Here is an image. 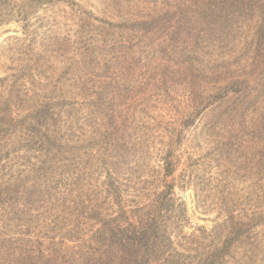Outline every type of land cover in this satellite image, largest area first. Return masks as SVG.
Segmentation results:
<instances>
[{
	"label": "trees",
	"instance_id": "obj_1",
	"mask_svg": "<svg viewBox=\"0 0 264 264\" xmlns=\"http://www.w3.org/2000/svg\"><path fill=\"white\" fill-rule=\"evenodd\" d=\"M179 1L176 7H170L169 0L149 1V18L127 19L120 12L111 15L121 21L120 25H109L113 33H97L106 29L97 26L94 14L85 10L86 0H0V26L6 19L18 18L26 22L27 35L10 40L4 52V75L5 64L0 61V264H256L255 253L264 249V194L244 220L231 217L212 229L192 225L186 200L178 194V190L182 193L188 188L183 172L177 174L182 165L176 150L183 136L180 131L175 134L164 128L158 135V143L169 136L165 145L169 148L161 159L162 166L154 172L157 178L151 177L149 183L139 181L131 191L112 179L108 185L102 181L103 172L112 177L129 166L118 157V134L129 137L131 130L123 129L124 124L144 126V117L135 122L127 111L121 120L118 116L119 58L108 59V53L116 49L110 47L149 39L153 61L161 63L162 53L166 56L168 52L172 68L153 78L159 80L168 74L180 79L188 68L177 69L181 63L175 62L174 52L180 48L182 57L196 55V64L202 51L210 49L217 54L218 49L228 48L230 33L223 34V24L229 20L235 28L241 25L243 36L234 47L248 53L245 61L249 65L230 76L228 70L233 69H227L226 64L229 54L214 56L211 51L205 59L212 70L207 76H214L218 66L227 86L215 85V90L229 88L239 93L244 109L253 110L264 103V0ZM105 4L116 10L114 0ZM19 5L30 10L23 13ZM192 6H196L197 17L185 15L191 27L188 32L194 33L200 24L212 27L213 34L201 38L202 46L194 44L186 51L169 39L183 44L184 31L178 28L183 27V14L192 11ZM42 7L50 21L38 18L28 34L30 14ZM61 16L73 21L74 34L68 36L59 30ZM173 30L174 38H170ZM107 34L112 37L111 41L107 37L103 40L107 49L96 52L94 45ZM104 54L103 62L100 58ZM122 54L127 59V53ZM59 59L70 63L61 76L56 64ZM15 60L25 61L26 66L14 69L8 62ZM87 63L96 64V69L90 70ZM204 68H194L192 74L202 77ZM103 72L114 75L104 82L92 79L91 74ZM158 85L150 87V92L160 90ZM64 93L68 97H63ZM216 95L205 110L224 102L222 95L221 101H214ZM150 96L149 132L154 136L157 128L151 121L156 122L160 115L151 117L150 112L157 107L152 101L159 97ZM143 115L147 116L146 112ZM157 122L164 125L161 117ZM194 123L192 119L185 126L191 128ZM143 131L140 143L147 136ZM141 184L145 186L139 188ZM197 198L201 209L205 205Z\"/></svg>",
	"mask_w": 264,
	"mask_h": 264
},
{
	"label": "rangeland",
	"instance_id": "obj_2",
	"mask_svg": "<svg viewBox=\"0 0 264 264\" xmlns=\"http://www.w3.org/2000/svg\"><path fill=\"white\" fill-rule=\"evenodd\" d=\"M149 1L163 3L167 0H114V5L117 3L116 10L112 9V7L108 8L105 4L106 0H86L84 5L85 10L93 13L94 17H96L97 22L95 21L94 23L106 29L97 30V33H113L109 25L115 27L120 25L119 23L121 22L119 19H112L113 15H118L120 12L127 19H140L147 16L149 18ZM179 2V0H169L170 7H176ZM18 7L23 13L30 10L21 5ZM194 7L196 6L190 7L192 11H187L183 14L185 17L183 27L181 25L178 28V30L184 31L185 38L183 39L185 40H183V44L181 41L174 42L169 39L171 44L183 47L184 50L192 48L194 44L201 45L203 42L201 38L205 37L207 33L211 34L213 31L212 27L207 28V26L203 27L199 24L194 33L188 32L191 27L187 23L186 16L190 18L197 17ZM38 18L44 19L45 22L50 21L49 13L43 7L35 13H31L28 20L29 25L27 26V29L31 26L29 32H27L28 34L33 30V23H36ZM98 20L106 23V25L100 24ZM201 20L203 21V18ZM57 21L61 23L59 30L68 36L74 34L73 21L66 20L62 16ZM228 21L223 24V32H225L223 34L227 36L230 33L229 38L224 36L229 42L228 48L224 50L218 49L217 54L213 50L206 49L201 52L196 64L193 61L196 55L182 57L180 48L174 52L175 62L181 63L177 66V69L179 66L188 68L187 73L180 79L169 78L168 74H165L164 78L159 80L153 78L159 74V71L162 73L165 70H172V68L168 62V52H166V56L162 53L163 61L161 63L158 60L153 61L149 48V39L142 43L127 44L129 46L120 44V46L110 47L111 50L116 49L108 53L110 54L109 60L113 57L119 58L116 61L119 75L117 76V82L121 93L118 101V116L121 120L125 111H127V116L135 117V122L137 119L140 121V118L144 117V126L140 129L142 126L139 128L137 126L134 127L135 123L128 122L124 124L123 129L131 128V130L127 132L129 137L118 134V157L121 162L123 161V165L129 166L121 170L118 175L112 177H108L107 173L103 172L102 181H105L108 185L109 180L112 179L116 183L125 186L126 190L131 191L139 181L140 183H145V180H148L149 183L150 179L157 178L154 172L157 171L156 168L162 166L161 159L169 148L165 147L169 141V136L158 143V135L164 128H167L169 132L175 131V134L180 131L183 136L177 143L176 150L181 157L182 165L178 169L177 174L183 172L181 176L184 178V182L188 184V188L182 193L178 190V194L186 200L191 224L204 226L207 229H212L217 223H223L231 217H234L235 221L237 219L244 220L249 213H252L250 211L252 208L259 206L262 194H264V168H262V163H264V103L256 105L253 110H248L244 109L246 105L241 106L242 100L239 93L231 92L229 88L224 92H217L215 85L218 88L227 86L226 83H223L224 79L219 74L217 65L215 75L213 72L214 76H207L210 74L209 71L212 72V70L205 59L207 58V53L211 51H213L214 56L223 53L229 54L226 64H228L227 69H233L228 70L231 73L230 76L237 75L236 73L241 71L243 66L249 65L245 61L248 53L242 47H234L236 40L241 39L243 36L241 25H236L235 28L231 26L232 24H228ZM1 23L0 61L5 64L3 73H1V75H4V70L7 67V57L4 52L7 50L10 40L13 38H25L27 35H25L26 28H24L26 22H22L18 18H9ZM37 25H40V23H37ZM107 26L108 28H105ZM136 32L141 33L138 30ZM173 32L174 30L170 38H174ZM124 34H127L126 31H124ZM105 37H107L108 41L112 40V37L108 34L101 36L99 42L94 45L96 52H105V49H107L104 48L106 45V42L103 41ZM133 38L132 36L130 40ZM137 44L143 46L140 47V45L138 47ZM122 51L127 53V59H124ZM135 54L138 56L135 57ZM105 57L106 54L100 59L104 62ZM203 63L206 68L203 67ZM8 64L16 67L14 69L26 66L25 61L15 60L8 62ZM56 64L59 69L58 75L61 76L64 68L69 67L70 63L66 60L65 64L64 61L59 59ZM156 66H159L160 69L155 68ZM190 66L192 69L195 68L194 70L204 68L205 71L202 73V77L192 74L193 70ZM57 67L54 66V68ZM88 67L94 71L96 64L90 66L87 63ZM72 75L68 76L67 79H70ZM113 75L112 72L109 74L103 72V74L99 75L91 74V77L94 81L102 80L104 82L113 77ZM233 78H239V76H234ZM240 78L243 77L240 76ZM89 81L87 80V82ZM155 83H159L157 88L160 90L150 92V87L154 86ZM61 91L68 92L66 88H62ZM150 94L158 95L155 98L159 97L152 101V105L157 107L151 110V117H156L159 113L160 116L157 121H160V117L164 121V125L161 127L157 125V121H151L152 124L156 125L154 127L157 128L154 129L156 131L154 136L153 132H149ZM214 95H216L214 101H221L219 99L221 95L228 96L224 97L225 100L221 102L220 106L217 104L212 106V109L205 110L208 107L210 98ZM62 96L68 97L66 93L62 94ZM158 109L161 111L156 112ZM232 110L233 113H231ZM144 112H146L147 116L143 115ZM192 119H195L193 126L191 128L185 126ZM142 130H146L143 133L147 132V136L143 137L144 141L140 143L138 139H140ZM151 135L152 137H150ZM122 143H125V145ZM144 186L141 184L139 188ZM197 196L200 197V205H202V202L205 205L201 209L197 206ZM251 200L252 203L249 205L248 203ZM255 255L257 257L256 264H264V249L259 250Z\"/></svg>",
	"mask_w": 264,
	"mask_h": 264
}]
</instances>
